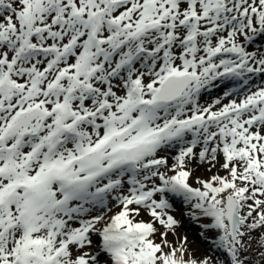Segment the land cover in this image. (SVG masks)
Here are the masks:
<instances>
[{"label": "snow or ice", "instance_id": "1", "mask_svg": "<svg viewBox=\"0 0 264 264\" xmlns=\"http://www.w3.org/2000/svg\"><path fill=\"white\" fill-rule=\"evenodd\" d=\"M257 39L264 0H0V264H198L152 239L177 223L169 193L210 218L228 264H264ZM224 78L243 99L201 107ZM193 161L224 175L193 187ZM109 199L121 210L105 220ZM141 206L153 222L134 221Z\"/></svg>", "mask_w": 264, "mask_h": 264}, {"label": "rangeland", "instance_id": "2", "mask_svg": "<svg viewBox=\"0 0 264 264\" xmlns=\"http://www.w3.org/2000/svg\"><path fill=\"white\" fill-rule=\"evenodd\" d=\"M256 50H264V39H257L255 43L249 47V51ZM260 85H264V76L256 74L249 78L250 90L255 91ZM234 89H238V91H234L231 96L225 95L226 92L233 91ZM244 94L245 89L241 87L239 80L224 78L216 81L215 86H209L206 90L201 91L199 104L201 107H212L213 110H219L222 105L229 103L232 99H243ZM218 99L221 101V104L219 105L215 104V101ZM188 139H190V137H188ZM180 147L181 145L174 144L170 148H165L160 153L161 156L168 159L169 166L174 165L175 157L178 155ZM198 150L199 149H197V151ZM188 168L193 173L192 177H190V183L193 187H200V184L197 183V178L200 180H208L215 174L224 175L222 170L218 171V168H213L209 171L208 164H198L196 161L190 163ZM157 183H159V181H157ZM169 196L172 197L174 195L170 193L167 195V199L169 200L171 207L167 209L166 212L168 215L173 216L177 223L172 229H168L166 226L161 225L158 221L154 222V227L156 228V232L152 237L154 242L162 243L161 233L166 232L167 243L164 244V251L168 252L170 248H175L177 260L182 257L185 261H196L199 263V257L206 256L211 258V264H228L230 257L226 251L215 247L218 239L217 231L209 230L206 227L211 222L210 218L201 216L199 212H196L193 209L192 204L186 202L182 197L175 196L177 202L172 204L174 201L170 200ZM159 198L160 197L157 196V199ZM130 207L136 206L133 205ZM120 210V206L115 201L109 199L107 201L106 208L101 210L99 214L104 215L105 220H107L108 217L116 215ZM94 214L96 213L94 212ZM134 221L153 222L154 217L151 216L147 209L141 206L139 215L134 216ZM73 226L79 227V224L77 223ZM96 227L98 230L101 229L103 227V222L98 224ZM260 237L261 235L254 234V239L251 244L253 252H256L257 250L256 244ZM90 238L92 243L90 245H86L82 251L85 253H99L100 246L102 244L101 236L94 231L90 234ZM100 258L101 264H107L109 258L106 255L101 254Z\"/></svg>", "mask_w": 264, "mask_h": 264}, {"label": "trees", "instance_id": "3", "mask_svg": "<svg viewBox=\"0 0 264 264\" xmlns=\"http://www.w3.org/2000/svg\"><path fill=\"white\" fill-rule=\"evenodd\" d=\"M258 235H263V234H260V233H257ZM256 247H258V242L256 244ZM200 258V262L204 260V258H206V256H202V257H199ZM199 264V263H198ZM211 264V263H210Z\"/></svg>", "mask_w": 264, "mask_h": 264}, {"label": "bare ground", "instance_id": "4", "mask_svg": "<svg viewBox=\"0 0 264 264\" xmlns=\"http://www.w3.org/2000/svg\"><path fill=\"white\" fill-rule=\"evenodd\" d=\"M203 91V90H202ZM207 102H209V101H207ZM169 198H170V200H172V201H174L172 204H174V203H176L177 201H176V198H175V196H169ZM181 204V203H180ZM182 205V204H181Z\"/></svg>", "mask_w": 264, "mask_h": 264}]
</instances>
